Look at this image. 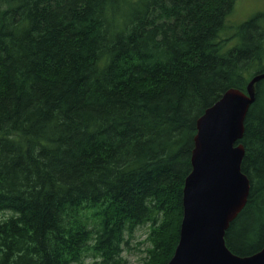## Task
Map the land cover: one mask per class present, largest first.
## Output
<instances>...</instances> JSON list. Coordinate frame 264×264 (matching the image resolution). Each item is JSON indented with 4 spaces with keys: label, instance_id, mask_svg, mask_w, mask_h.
<instances>
[{
    "label": "trees",
    "instance_id": "16d2710c",
    "mask_svg": "<svg viewBox=\"0 0 264 264\" xmlns=\"http://www.w3.org/2000/svg\"><path fill=\"white\" fill-rule=\"evenodd\" d=\"M236 1L0 0V264H121L146 223L147 264L169 261L197 119L264 71V11L225 35ZM255 96L240 255L264 247V79Z\"/></svg>",
    "mask_w": 264,
    "mask_h": 264
},
{
    "label": "water",
    "instance_id": "95a60500",
    "mask_svg": "<svg viewBox=\"0 0 264 264\" xmlns=\"http://www.w3.org/2000/svg\"><path fill=\"white\" fill-rule=\"evenodd\" d=\"M261 79L264 71L254 73L246 91L230 87L197 119L179 240L166 264H264V247L240 255L225 238L250 193V179L241 167L245 147L240 140Z\"/></svg>",
    "mask_w": 264,
    "mask_h": 264
},
{
    "label": "rangeland",
    "instance_id": "374dc122",
    "mask_svg": "<svg viewBox=\"0 0 264 264\" xmlns=\"http://www.w3.org/2000/svg\"><path fill=\"white\" fill-rule=\"evenodd\" d=\"M262 11H264V0H237L235 8L228 19V22L231 23L230 27ZM262 24H264V20H262ZM234 26L225 32L226 36L231 34ZM232 42L233 39L229 41V44H232ZM151 231L150 226L146 223L137 226L131 235H129L130 233H126L128 243L123 244L124 251L121 252V264L148 263L151 259V249L153 248V243L150 239Z\"/></svg>",
    "mask_w": 264,
    "mask_h": 264
},
{
    "label": "bare ground",
    "instance_id": "6f19581e",
    "mask_svg": "<svg viewBox=\"0 0 264 264\" xmlns=\"http://www.w3.org/2000/svg\"><path fill=\"white\" fill-rule=\"evenodd\" d=\"M224 93H225V92H224ZM224 93H223V94H224ZM223 94H222V96H223ZM255 94H256V92H255ZM222 96H221V97H222ZM221 97H220V98H221ZM220 98H219V99H220ZM219 99H218V100H219ZM215 102H217V100H216ZM215 102H214V103H215ZM214 103H213V104H214ZM248 111H249V110H248ZM204 112H205V111H204Z\"/></svg>",
    "mask_w": 264,
    "mask_h": 264
}]
</instances>
